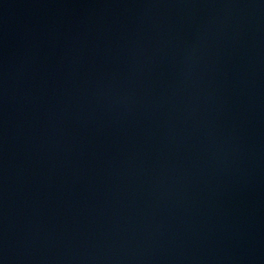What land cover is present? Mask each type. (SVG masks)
<instances>
[{
	"label": "water",
	"instance_id": "obj_1",
	"mask_svg": "<svg viewBox=\"0 0 264 264\" xmlns=\"http://www.w3.org/2000/svg\"><path fill=\"white\" fill-rule=\"evenodd\" d=\"M0 264H243L116 0H0Z\"/></svg>",
	"mask_w": 264,
	"mask_h": 264
}]
</instances>
